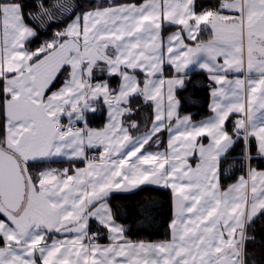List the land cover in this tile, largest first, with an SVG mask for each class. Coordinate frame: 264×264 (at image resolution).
I'll use <instances>...</instances> for the list:
<instances>
[{
  "label": "snow or ice",
  "instance_id": "6c2138e0",
  "mask_svg": "<svg viewBox=\"0 0 264 264\" xmlns=\"http://www.w3.org/2000/svg\"><path fill=\"white\" fill-rule=\"evenodd\" d=\"M80 7L0 0V264H264V248L248 249L264 216L252 166L253 152L264 160V0ZM197 70L211 98L200 120L181 114ZM101 101L107 120L92 128ZM237 144L246 175L225 187ZM57 158L84 166L33 171ZM146 188L170 193L166 240L128 238L121 217L153 223L150 197L112 202Z\"/></svg>",
  "mask_w": 264,
  "mask_h": 264
},
{
  "label": "trees",
  "instance_id": "16d2710c",
  "mask_svg": "<svg viewBox=\"0 0 264 264\" xmlns=\"http://www.w3.org/2000/svg\"><path fill=\"white\" fill-rule=\"evenodd\" d=\"M25 3L33 2V0H24ZM76 2L81 6L78 10H88L89 7H96L97 5L107 6L110 0H76ZM113 3L123 4V3H140L142 0H111ZM47 3V0H46ZM63 25H61L62 27ZM173 31V29L169 28L165 31L164 34ZM52 30H49L46 34H42L38 40L34 41L31 45L32 47L38 46L39 43L43 42L45 39H49L51 37ZM209 38V34L205 32L200 39L207 40ZM171 69L166 66L164 69V76L169 77L171 75ZM63 75L60 77V80L57 82V87L60 86V83L63 81ZM139 78L142 81L143 75L139 74ZM191 80L195 84L193 87V83H189L187 90L180 92V96L183 98H187L192 96L194 102H189L188 99H184V102L181 107L182 114L191 113L196 120L203 119L210 115V110L208 108L209 104V81L207 76L197 70L191 74ZM119 83V78H114L111 80V84L113 87H116ZM141 100V104H142ZM135 106V104H134ZM106 120V108L103 106V102L99 103L97 108V113L95 117L90 121V127L92 128H102L105 124ZM231 124L229 123V128ZM167 143V133H165L163 137V145L161 148H164ZM241 144H237L230 152L228 158L223 163V168L227 169V172L222 174V183L228 184L236 179V177L240 174L246 172L245 168H242L241 163L239 161V153H240ZM155 149V145L153 146ZM94 150L88 151V156L91 158L92 156H97ZM253 160L252 166L259 167L260 169H264V160H260L255 157V153L253 152ZM229 164L232 165L229 168ZM84 164L81 161H69V160H54L52 162H37L33 171H38L46 168H55L62 170L64 168H72V167H83ZM144 197H150L156 205V219L153 223L143 224L138 218L135 216L134 212L129 211L126 215H123L121 219L128 226V238L134 240H158V239H167L168 238V222L172 217V205H171V197L168 191L157 190L152 188H146L143 191H136L128 194H115L112 202L114 204H119L125 206L128 209H134L138 201ZM93 229H95V224H93ZM249 234L255 235L256 242L249 243L248 249L249 251L256 250L259 252L262 248H264V216L257 219L252 227L249 228ZM106 237L101 236L99 241H105Z\"/></svg>",
  "mask_w": 264,
  "mask_h": 264
},
{
  "label": "crops",
  "instance_id": "0c3cea01",
  "mask_svg": "<svg viewBox=\"0 0 264 264\" xmlns=\"http://www.w3.org/2000/svg\"><path fill=\"white\" fill-rule=\"evenodd\" d=\"M171 32V31H170ZM169 33V32H168ZM168 33L167 34H164L165 36H167L168 35ZM167 65H165L164 66V69H165V67H166ZM143 75V74H142ZM163 75H164V72H163ZM164 78L166 79L167 77H165L164 76ZM210 100H211V98H210V95H209V103H210ZM182 114V113H181ZM182 115H184V114H182ZM106 120H107V110H106ZM106 120H105V123H106ZM64 122H67V118H65V120H64ZM167 147V143H166V146L164 147V148H166ZM164 148H160V150L162 151V150H164ZM155 150V149H154ZM96 155H97V157H98V155H99V152L98 151H95L94 152ZM55 160H68V159H60V158H57V159H55ZM192 163H193V165L195 164V161L193 160L192 161ZM53 169H55V168H53ZM262 170H264V169H262ZM244 175H246V172L245 173H243ZM240 175H242V174H240ZM240 175H238L237 177H236V179L235 180H233L232 182H230V183H234L238 178H239V176ZM230 183H228V184H230ZM228 184H225L224 186L226 187ZM106 237V236H105ZM130 239V238H129ZM131 240H133V241H136V242H139V241H145V242H159V241H163V240H166V239H158V240H134V239H131ZM108 241H107V239L105 240V241H99V243H101V244H106Z\"/></svg>",
  "mask_w": 264,
  "mask_h": 264
},
{
  "label": "built area",
  "instance_id": "2783aa9c",
  "mask_svg": "<svg viewBox=\"0 0 264 264\" xmlns=\"http://www.w3.org/2000/svg\"><path fill=\"white\" fill-rule=\"evenodd\" d=\"M65 123H67V122H65Z\"/></svg>",
  "mask_w": 264,
  "mask_h": 264
}]
</instances>
